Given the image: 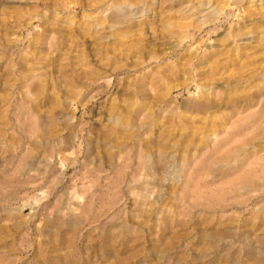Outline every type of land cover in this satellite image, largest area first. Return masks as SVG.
I'll return each instance as SVG.
<instances>
[{
  "label": "rangeland",
  "instance_id": "374dc122",
  "mask_svg": "<svg viewBox=\"0 0 264 264\" xmlns=\"http://www.w3.org/2000/svg\"><path fill=\"white\" fill-rule=\"evenodd\" d=\"M0 264H264V0H0Z\"/></svg>",
  "mask_w": 264,
  "mask_h": 264
}]
</instances>
